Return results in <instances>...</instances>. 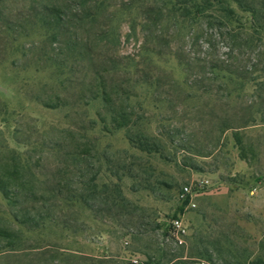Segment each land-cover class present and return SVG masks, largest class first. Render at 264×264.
I'll use <instances>...</instances> for the list:
<instances>
[{"label": "rangeland", "instance_id": "obj_1", "mask_svg": "<svg viewBox=\"0 0 264 264\" xmlns=\"http://www.w3.org/2000/svg\"><path fill=\"white\" fill-rule=\"evenodd\" d=\"M61 1L74 8V0ZM138 1H108L99 23L102 30H112L111 37L100 43L97 54L138 60L145 42L135 10ZM247 1L262 10L257 17L234 9L226 27L218 15H212L214 25L203 18L195 30L201 32L197 44L178 36L168 46L171 38L163 28L164 41L150 45L164 56L158 72L171 73L178 86L165 84L158 96L154 87L134 90L131 103L141 106L134 113L139 118L135 129L161 145L160 154L151 156L134 150L124 130L105 133L88 124L101 110L99 103L86 107L82 101L73 107L80 95L76 84L88 74L85 62L65 63L67 74L56 78L49 60L55 45L46 44L38 32L24 38L26 32L0 30V145L25 153L38 166L34 170L45 182L41 190L64 167L58 151L85 150L84 166L79 167L85 181L95 178L99 191L103 185L112 190L117 186L127 201L120 206L96 201L90 208L73 203L54 209L53 222L45 221L36 231L14 226L20 245L16 251H1L0 264H264V0ZM36 2L0 0V18L13 25ZM125 8H132L130 14L122 12ZM227 32L238 39L229 40ZM169 50L175 57L168 56ZM177 58L199 60L190 65L191 73L199 77V85L212 84L213 91L196 93L169 110L167 100L177 93L162 92L188 90ZM53 59L56 64L65 58ZM208 61L230 64L236 71L228 75L217 70L209 82ZM73 126L77 130L71 142L62 131ZM81 135L88 142L82 143ZM78 181L73 176L74 188ZM190 184L204 186L194 207L178 199L181 188ZM0 211L12 212L1 194ZM172 220L187 229L182 243L163 237ZM171 257L180 258L169 263Z\"/></svg>", "mask_w": 264, "mask_h": 264}, {"label": "trees", "instance_id": "obj_2", "mask_svg": "<svg viewBox=\"0 0 264 264\" xmlns=\"http://www.w3.org/2000/svg\"><path fill=\"white\" fill-rule=\"evenodd\" d=\"M37 1L28 10H24L18 22L13 25L6 18L1 17L0 30L26 32L24 38L29 37L28 32H38L39 37L44 38L43 41L46 44L55 45L56 48L52 49L55 55L50 56L49 60L52 61L50 67L54 69L56 78L60 79L67 74L63 67L65 63L72 62L80 66L85 62L88 74L79 84H76L75 88L79 90L80 95L76 97L73 107L79 108L82 101H85L86 107L99 103L102 105L101 110L96 113L95 121H89L88 124L93 128L100 126L105 133L124 130L131 147L147 156L160 154L161 145L157 139L148 136L144 131L135 129L138 127L139 118H133L134 113L136 109H141V106L131 103V100L136 98L134 90L142 86L154 87V96H158L165 84L173 89L178 87L171 73L158 72L160 70L158 67L164 62L161 60L164 56L152 49L150 45L163 42L165 33L168 40L171 38L167 42L168 46L178 36L192 44H197L201 32H195V30L198 29L203 18L214 25L213 16L218 15L225 23V26H222L226 27L232 22L234 9L254 17L262 11L258 10L253 2L247 0H140L135 10L138 11L145 42L140 47L137 61L130 58L119 61L106 59L96 53L100 43H108L111 37L112 30H102L103 25L99 23L105 17L109 0H74V8L64 7L61 0ZM129 9L132 8L122 9V12L129 11L128 14H130ZM134 26L132 24V30ZM225 35L231 41L238 39V36L233 35L232 32H227ZM60 56L65 58L64 63L55 61L56 64H53V58L57 60ZM168 56L175 57V54L169 50ZM177 62L184 75L182 85L188 90L178 88V92L172 90L162 92L167 96L173 94L172 92L177 93L176 98L169 97L167 100L169 110H175L178 105L194 99L196 93L210 94L213 91L212 84L199 85V77L191 73L190 65L199 64V60L188 59L187 62H183L177 58ZM206 69L209 82L216 79L215 71L217 70L228 75L236 71L230 64L222 63V66H218L214 61H208ZM39 103L46 108L56 109V106L48 104L49 102ZM76 130L73 126L63 130L62 133L70 136L72 142ZM81 141L88 142L83 135H81ZM86 146L87 144L83 145L87 148ZM57 155L59 160L62 159L64 167L57 169L49 180L47 189L41 190L45 182L42 181L43 175L34 170L38 166L31 164L25 153L20 154L9 150L3 144L0 145V194L6 202L8 212L12 211L9 213L0 211V252L16 251L20 245V233L14 230V226L18 228L27 226L31 231H36L44 225L45 221L53 222L54 209L62 206L69 207L73 203L90 208V203L96 201L111 206L127 203L117 186L112 190L103 185L101 186L103 191H99L95 178L85 181V172L79 168L84 166L87 157L85 150L79 153L58 151ZM74 174L79 180L76 188L73 187L72 182ZM163 237L165 240L177 243L174 228L171 225L163 228ZM179 258L171 257L169 263Z\"/></svg>", "mask_w": 264, "mask_h": 264}, {"label": "built area", "instance_id": "obj_3", "mask_svg": "<svg viewBox=\"0 0 264 264\" xmlns=\"http://www.w3.org/2000/svg\"><path fill=\"white\" fill-rule=\"evenodd\" d=\"M204 186L208 184V182H203ZM203 184H190L186 185L181 188L179 194H178V199L180 201H188V204L194 207L193 200L196 195L200 192L201 187H204ZM171 226L174 228V235L178 243H182L181 237L186 235V227L183 225L182 221L180 220H172L171 221ZM132 263L137 264V260H132Z\"/></svg>", "mask_w": 264, "mask_h": 264}]
</instances>
